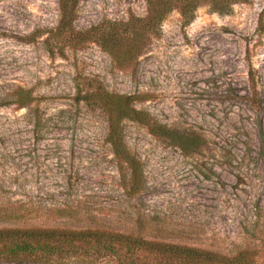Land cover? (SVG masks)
Wrapping results in <instances>:
<instances>
[{
    "label": "rangeland",
    "instance_id": "1",
    "mask_svg": "<svg viewBox=\"0 0 264 264\" xmlns=\"http://www.w3.org/2000/svg\"><path fill=\"white\" fill-rule=\"evenodd\" d=\"M59 12L58 0H0V227L94 225L225 255L245 250L264 264V0L225 13L200 5L189 20L174 8L127 61L95 41L48 46ZM146 14L147 0H78L73 25ZM97 88L134 96L130 106L201 144L185 151L122 118V144L143 177L129 191L106 113L77 98ZM126 260L123 247L99 257L77 244L45 263L0 264Z\"/></svg>",
    "mask_w": 264,
    "mask_h": 264
},
{
    "label": "trees",
    "instance_id": "2",
    "mask_svg": "<svg viewBox=\"0 0 264 264\" xmlns=\"http://www.w3.org/2000/svg\"><path fill=\"white\" fill-rule=\"evenodd\" d=\"M249 0H147V14L142 18H131L117 24L104 21L87 29H76L73 25L78 0H58L60 18L53 32L47 37L48 46L63 42L76 46L88 41L97 42L103 50L118 60H131L139 51L144 36L154 33L165 16L177 8L185 20L200 5L225 13L232 4ZM89 104L99 105L108 119L107 141L113 153L125 161L130 169L129 191L142 187L143 177L140 164L123 146L119 123L129 118L144 124L150 133L169 139L183 150L198 147L202 139L194 134L180 133L153 120L144 110L135 109L129 103L134 96H123L102 91L100 88L77 97ZM77 244L91 247L99 257L116 255L118 247L125 249L126 261L122 264H255L245 250L233 255L195 246L153 240L135 232H118L101 226H72L68 222L60 225H9L0 227V260L15 261L29 256L38 263L47 262L52 255H59L75 248ZM62 249V250H61ZM141 253L152 257L153 262L141 260Z\"/></svg>",
    "mask_w": 264,
    "mask_h": 264
}]
</instances>
